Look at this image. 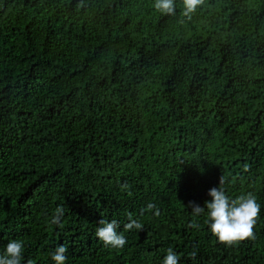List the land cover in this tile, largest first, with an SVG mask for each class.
I'll use <instances>...</instances> for the list:
<instances>
[{"label":"trees","instance_id":"16d2710c","mask_svg":"<svg viewBox=\"0 0 264 264\" xmlns=\"http://www.w3.org/2000/svg\"><path fill=\"white\" fill-rule=\"evenodd\" d=\"M0 0V252L23 264H264V0ZM221 180L261 204L231 245L206 216ZM152 203L160 210H148ZM63 206L59 225L52 223ZM131 213L142 229H125ZM117 220L127 242L96 237Z\"/></svg>","mask_w":264,"mask_h":264},{"label":"clouds","instance_id":"9594fccd","mask_svg":"<svg viewBox=\"0 0 264 264\" xmlns=\"http://www.w3.org/2000/svg\"><path fill=\"white\" fill-rule=\"evenodd\" d=\"M203 0H184L183 15L188 19L192 18ZM154 6L164 14H175V0H155ZM221 180L218 187L209 189L208 195L211 199L205 202V206H200L196 202H191L193 220L189 223L191 228H199L197 217L206 216L210 231L220 241L229 245L242 241L253 236V229L257 218L261 213V204L252 193L242 194L236 198L229 196L222 186ZM148 210L155 209V215H160V210L152 203L148 204ZM64 216L63 206L55 210L52 223L59 225ZM129 222L124 225L125 229H142L143 225L128 214ZM120 224L117 220L111 221L102 219L96 229L95 235L105 246L113 248H123L127 242L125 235L119 231ZM66 245H59L52 253L51 259L55 264H66L68 259ZM24 244L20 240H10L2 252H0V264H23ZM180 256L171 247L167 249V254L163 258V264H179Z\"/></svg>","mask_w":264,"mask_h":264}]
</instances>
